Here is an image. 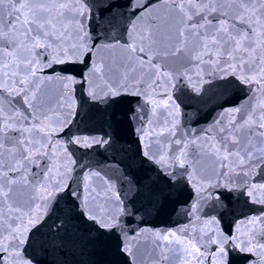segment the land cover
Wrapping results in <instances>:
<instances>
[{"label":"snow or ice","instance_id":"1","mask_svg":"<svg viewBox=\"0 0 264 264\" xmlns=\"http://www.w3.org/2000/svg\"><path fill=\"white\" fill-rule=\"evenodd\" d=\"M119 257L264 264V0H0V264Z\"/></svg>","mask_w":264,"mask_h":264},{"label":"water","instance_id":"2","mask_svg":"<svg viewBox=\"0 0 264 264\" xmlns=\"http://www.w3.org/2000/svg\"><path fill=\"white\" fill-rule=\"evenodd\" d=\"M187 196L185 194L184 197H182V199H186ZM180 218L176 216L175 213L172 212L171 210V206H168V210H167V214H166V219H165V223H164V227L163 228H171L174 227L176 222L179 220Z\"/></svg>","mask_w":264,"mask_h":264}]
</instances>
